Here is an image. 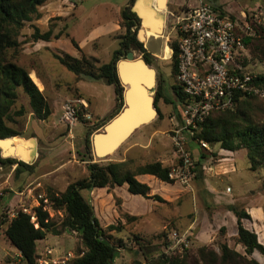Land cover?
Returning a JSON list of instances; mask_svg holds the SVG:
<instances>
[{
    "label": "rangeland",
    "instance_id": "obj_1",
    "mask_svg": "<svg viewBox=\"0 0 264 264\" xmlns=\"http://www.w3.org/2000/svg\"><path fill=\"white\" fill-rule=\"evenodd\" d=\"M131 1L48 0L40 7L42 17L32 23H27L22 29L19 37L22 46L16 62L30 72V77L33 78L34 83L50 102L52 115L45 121L39 120L31 112L28 96L21 91L20 98L13 107V112L23 106L25 114L15 116L16 123H9V126L19 130L21 134L14 137L16 141L11 138L5 142H7L6 145L16 144L17 151L15 150V153L17 152L19 157L13 158L27 160L26 155L23 154L24 151L30 152L34 157L35 147L37 155L34 161L36 163L35 169L29 172L24 168L22 174L28 175V178L24 180L20 189L32 181L37 186L34 192H40L47 196L49 188L61 193L68 184L88 176L84 148L85 136L88 131H94L100 123L108 119L116 109L115 87L102 79H92L85 74L81 76L74 74L61 64L54 54L67 53L78 58H81L82 55L89 58L95 57L98 60V63L92 62L95 66L111 61L114 52L120 47L122 37L126 34V28L122 26V18L118 12ZM137 1L133 0L131 3L133 9L136 8ZM216 3L221 9L226 10L239 20L242 18V11L249 15L258 8L264 10V0H216ZM170 4L178 5L177 10H180L183 6H195L197 0H171ZM145 8L151 9L147 7L146 0ZM152 11L153 17L149 22L150 26H145L147 37L152 34V28L155 24L159 23L157 16L161 17L160 11L154 9ZM164 13H166L165 27L163 29L161 27L160 35L154 36V39L160 43L159 51L158 48L157 50L152 48L151 51L156 52L157 57L153 56V60L150 62L157 74L155 92L158 83H160L165 97L157 103V109L162 113V117L157 116L151 123L138 128L113 155L105 159H94V161L103 163L126 161L131 168L159 161L163 166L173 168L181 164L184 155L187 154L193 164L190 168V186L178 181L166 183L158 178L159 181L154 179L150 181V195H157L158 197L153 199L131 194L127 184L111 189H93L82 192L84 197L93 205L95 215L104 228L111 224H120V231L109 233L112 234L114 242L118 245L120 241L122 243L114 264H131L135 260L145 261L141 245L146 246L153 255L163 254V246H165L170 232L173 229L180 230L177 223L172 221L174 212L180 211L188 215L196 209L201 217V213L206 212L208 206H213L211 198H206L202 202L196 200L194 182L195 178L201 174V166L198 164V151H204L209 158L212 157V149L218 151L220 144H209V149H206L201 143L195 141L193 136L183 134V151L180 152L173 141L175 129L180 122L183 103L174 93L173 86L176 78L172 71V61L166 60L165 51H163L169 40L168 37L173 40L169 31L174 24V20L167 14L168 12L165 11ZM160 22L164 24V17H161ZM251 25L255 29L256 35L252 37V43L246 45L240 57V63L247 71L264 76V61L259 58L256 59L252 54L253 49L257 48L258 44L261 46L264 44V31L261 30L262 27L264 28V20L258 24V27L252 23ZM34 27H38L41 32L52 30L53 35L61 32L62 36L49 42H35L31 38ZM143 27L141 20V24L134 31H136L138 40L147 44L146 39L143 40L140 37ZM67 34L69 37L66 36ZM72 38L77 42L78 47L73 45ZM132 48L135 50V57H143L140 50L134 46ZM163 56L165 59H162ZM120 59L124 58L121 57ZM249 99V105L256 114L255 119L264 122V99ZM67 103H73L79 108L78 122L72 128L61 120L64 106ZM101 129L95 130L93 134ZM239 151L234 162L238 172L234 173L230 179L224 178L221 185L222 189L226 191V187L230 186L233 188V193H250L251 187L259 188L260 195L258 198L264 197V167L258 171L250 170L247 150L241 149ZM213 163L214 159H211L208 165ZM22 174H19L18 178L21 179ZM235 174H243V178ZM35 178H37L36 181ZM147 178L148 176L143 175L140 176L139 180L147 181ZM36 182H40L39 188ZM31 184L29 183L27 186L35 187ZM27 186L24 188L25 190L28 188ZM14 190L17 191L18 189L5 188L0 195V226L6 227L8 225L5 210L10 206L18 208L22 202L23 198L18 201V204L16 203L17 199L14 198L12 204L8 203V196L12 197L15 193ZM248 195L250 196V194ZM24 201L26 204H30V202L31 205L33 204V200L31 201L30 198L24 197ZM47 210L50 218L58 226H61L65 218L64 212L55 210L50 202L47 205ZM129 212H133L135 215H131ZM183 220L185 221V219ZM200 222L201 219L199 218ZM2 234L3 232L1 233L2 246L6 248L4 241L6 238ZM224 241L232 249L244 253V248L237 243L236 238L228 239L226 235L221 234L220 230L218 235L210 241L209 246L219 251V246ZM46 245L53 249L52 259L58 261L60 258L71 255L68 261L70 262L76 256L78 245H81L80 233L66 231L60 235L48 234L39 250L43 251ZM9 246L15 250L11 243ZM198 247L191 246L190 249L188 248V254L195 256ZM7 256L11 261H14L13 264H25L23 260L19 261V257L16 255Z\"/></svg>",
    "mask_w": 264,
    "mask_h": 264
},
{
    "label": "trees",
    "instance_id": "obj_2",
    "mask_svg": "<svg viewBox=\"0 0 264 264\" xmlns=\"http://www.w3.org/2000/svg\"><path fill=\"white\" fill-rule=\"evenodd\" d=\"M48 0H0V136L2 138H12L21 134L19 130L9 126V123H16L15 116L25 114V108L21 106L13 112V107L20 98L21 91L29 98L31 112L39 120H47L52 115L50 102L44 96L42 90L30 77V72L16 62L18 52L22 46L19 37L22 29L27 23H32L42 17L40 7ZM122 26L126 28V34L122 37L120 47L114 52L111 61L98 66L95 57L81 58L70 54H54L55 57L69 71L81 76L85 74L92 79H102L109 85H114L117 107L115 112L100 123L95 129L102 128L112 118H114L123 108L124 87L120 83L116 65L123 56L124 51L136 47L141 53L146 52L145 44L138 40L136 31L141 24V19L132 10L131 5L121 10ZM235 19V16L232 15ZM135 28V29H136ZM264 31V28L262 29ZM61 32L53 35L52 30L41 32L38 27H34L31 38L35 42H49L52 39H59ZM69 37V35H66ZM74 46L78 47L77 42L71 39ZM253 41L252 37L245 39V44L249 45ZM174 53L172 58V71L176 75L178 63V50L176 43L173 44ZM253 56L264 61V44L253 49ZM241 57V56H240ZM146 59V58H145ZM146 61L150 63L149 60ZM258 78L264 82V76L258 74ZM175 95L183 101L182 88L178 85L173 86ZM164 98L162 86L158 83L155 94V106L158 101ZM250 99L239 101L236 109L216 112L210 115L200 128L194 132L193 139L197 142H207L210 145L219 143L220 148L238 151L247 150V157L252 171H258L264 167V122L255 119L254 110L249 105ZM169 102V101H167ZM158 116L162 113L158 109ZM94 131H88L85 140V157L87 158L88 176L67 185L61 193L48 189L47 198L55 210H62L65 218L58 226L50 218L48 210L42 207L36 208V222H32L31 216L19 212V214L6 225V236L11 244L21 253L25 264H38L40 257L38 252V241L43 240L48 234L60 235L66 231H76L80 233L84 228L83 235L80 234L81 245H78L75 257L67 264H114L119 255L118 245L112 240L111 231H120V224H111L104 228L98 217L95 215L93 205L84 197L83 191L93 189H111L127 184L131 194L142 195L146 198H156L157 195H150L151 187L139 181V175H152L166 183H174L170 178V167L163 166L159 161L131 168L126 161H109L106 163L94 161L91 150V137ZM215 155V154H214ZM202 154L199 158H205ZM105 159V158H104ZM100 160V159H99ZM0 163L14 165L15 178L23 171L32 172L35 164H28L13 157L3 158L0 149ZM200 165V159L198 161ZM229 209L236 215L238 222V233L235 237L237 243L244 248V253L232 249L225 241L220 244L219 251L209 245L198 247L195 256L188 254L190 249L170 250L169 238L163 246V254L153 255L147 250L146 246L141 245L145 261L135 260L131 264H261L253 257L254 251H259L264 256V244L259 242L258 235L242 224L243 219H251V216L244 208L229 206ZM264 210V208H263ZM129 215V214H128ZM129 217V216H128ZM37 224L38 226L36 227ZM122 227V226H121ZM222 235H226V229H220ZM72 261V262H71Z\"/></svg>",
    "mask_w": 264,
    "mask_h": 264
},
{
    "label": "built area",
    "instance_id": "obj_3",
    "mask_svg": "<svg viewBox=\"0 0 264 264\" xmlns=\"http://www.w3.org/2000/svg\"><path fill=\"white\" fill-rule=\"evenodd\" d=\"M167 14L173 18L174 24L169 31L173 40L168 37L166 43L171 55L166 60L172 61L173 44L176 43L178 63L175 84L182 88L184 94L180 122L173 137L175 145L182 152L183 134L193 136L213 113L234 110L241 100L264 99V82L258 78V74L247 71L240 63V56L246 48L245 39L256 35L251 23L258 27L264 20V10L258 8L249 15L242 11L239 20L221 9L216 0H197L193 7L183 6ZM78 112L79 108L75 104L67 103L62 122L72 128L78 122ZM200 143L209 149L207 142ZM192 166L189 156L185 154L183 162L170 169V178L188 186ZM37 185L39 188L40 184ZM36 189L37 186L28 187L20 193L23 199L18 208L10 206L5 210L8 223L19 212L30 215L35 223L36 208L47 210L48 198L43 193L34 192ZM24 197L33 200V204H26ZM168 238L170 250H183L192 246L189 231L173 229ZM52 254V249L46 247L37 263L66 264L71 257L68 255L56 261L51 258Z\"/></svg>",
    "mask_w": 264,
    "mask_h": 264
},
{
    "label": "crops",
    "instance_id": "obj_4",
    "mask_svg": "<svg viewBox=\"0 0 264 264\" xmlns=\"http://www.w3.org/2000/svg\"><path fill=\"white\" fill-rule=\"evenodd\" d=\"M132 2L133 0L131 1V3ZM131 3H127L125 7L130 6ZM170 3L171 0H167L163 8L159 7L157 9H164L166 12L176 11L178 5L175 4L171 5ZM125 7H123L122 9H124ZM112 9L114 8L112 7ZM121 10L119 11L121 12ZM120 12L118 13L120 14ZM164 12H161V17H164L163 27H165V16H166V13ZM160 34L161 31L159 35ZM145 47L148 49L147 44H145ZM82 100L85 101L84 99ZM115 110L113 111V113L115 112ZM34 151H35V156L30 162H26V163L34 164L37 155L36 147ZM239 152H240L239 150L230 151L222 148H220L218 151H214L212 149V157H209L210 158L209 159L207 156L205 158H199L202 154H206V153L204 151L203 152L198 151L199 154L198 161L200 159L201 174H199L195 178V182H194L196 200L198 202H202V200H205L206 198H211L213 206H208L207 211L201 213V217L199 216L198 210L195 209L194 212L189 213L188 215L180 211L174 212V216L172 218V221L177 223L180 230L190 232L192 239V246L209 245L210 241H212V239L218 235V232L222 227L226 229V233H227L226 236L228 237V239L235 238L238 233L237 217L229 209V206H233V205L238 206L240 208H244L246 212L251 216V219H243L242 224L244 225L245 228L251 231H255L258 235L259 242L264 244V210H263L264 197L258 198V196L260 195L259 188L256 189L251 187L250 193H242V192L233 193L232 187L227 186L226 191L223 190L221 187L224 178L230 179L234 173L238 172V169L235 167L234 162L236 161L237 154ZM3 156H2L3 158L7 157V155H3ZM11 157L14 156H12L11 154ZM211 159H214V163L212 165H208ZM16 167L17 164L9 165L6 163L5 164L0 163V195L2 194L5 188H10L12 190L18 189L17 191L14 190L15 193L14 195H12V197L10 195L8 196L9 204L13 203L14 198L17 199L16 203L18 204V201L22 199L20 193L25 191L24 188L29 183H32L33 186L36 185L34 182L31 181L27 183V185H25L24 188L20 189L24 180L28 178L27 177L28 175L26 176V174H22L21 176L23 178L21 177V179L20 178L16 179L14 175V171ZM249 169H250V164H249ZM235 175H238V177L243 178L242 176L243 174H235ZM140 176L142 177L143 175L137 176L138 180ZM146 176H148L147 181L142 180L141 182L148 184L150 187H151L150 181H153L154 179L158 180L156 177L152 175H146ZM37 178H35L34 180L36 181ZM36 183L39 184L40 182H36ZM248 194H250V196ZM129 213L131 215H135V213L133 212H129ZM199 218L201 219L200 223H199ZM183 219H185V221ZM5 230H6L5 226H0V264H13L14 261H11L7 256L11 254L16 255L17 257H19V261H22L21 253L15 247H14L15 250H12L11 246H9V243L11 242L9 241L7 236H5L6 235ZM2 232H3L2 236L6 238V240H4L6 243V248L2 246L3 244L2 243L3 238H1ZM44 241L45 239L38 241L39 254H41L46 247L50 248L46 245L44 246L43 251L39 250L40 245H42ZM9 252L11 253L9 254ZM253 257L261 264H264V256L259 251L257 250L254 251Z\"/></svg>",
    "mask_w": 264,
    "mask_h": 264
},
{
    "label": "water",
    "instance_id": "obj_5",
    "mask_svg": "<svg viewBox=\"0 0 264 264\" xmlns=\"http://www.w3.org/2000/svg\"><path fill=\"white\" fill-rule=\"evenodd\" d=\"M142 20L143 26H150L153 17L152 9L144 6L133 9ZM159 22L161 17L157 16ZM159 25L152 28L160 33ZM120 83L124 87L122 110L112 118L101 130L91 137V150L94 159H104L113 154L141 126L151 123L159 114L155 106V85L157 76L155 70L144 57H135V50L128 51L124 59L116 65ZM0 136L1 155L11 154L10 145H5ZM4 157V156H3ZM6 157V156H5ZM11 157V155H7ZM25 162H30L33 155L26 156ZM84 228L80 234L83 235Z\"/></svg>",
    "mask_w": 264,
    "mask_h": 264
},
{
    "label": "bare ground",
    "instance_id": "obj_6",
    "mask_svg": "<svg viewBox=\"0 0 264 264\" xmlns=\"http://www.w3.org/2000/svg\"><path fill=\"white\" fill-rule=\"evenodd\" d=\"M165 2H166V0H155V1L154 0H146V5H147L148 8L154 9L155 11L164 12V9H157V8H159V7L161 8V7L165 6ZM139 6H141V7L144 6L145 7V0H138L137 3L135 4V7L137 8ZM156 25H159L157 27H159V30H161V27H163L162 26L163 22H159ZM156 35H158L157 32H154V30H152V34L147 37V29H146L145 26L142 28V30L140 32V37L143 40L146 39L147 44L150 47L156 48L154 50H157V48H158V51H159V44L160 43H158L157 40L154 39V36H156ZM163 51H165V58L168 59L170 57V55H171V50H170L169 46H166V48H164ZM9 141H11V140H9ZM12 141L14 142V140H12ZM3 143H5V145H6L7 142H5V140H4ZM10 147H11L12 156L16 157L17 156V155H15L17 153V152L15 153V150L17 148L16 144L12 143V145H10ZM11 154H9V155H11ZM23 154H25L26 156H30L31 155V153L27 152V151L26 152L24 151ZM17 157H19V156H17Z\"/></svg>",
    "mask_w": 264,
    "mask_h": 264
},
{
    "label": "flooded vegetation",
    "instance_id": "obj_7",
    "mask_svg": "<svg viewBox=\"0 0 264 264\" xmlns=\"http://www.w3.org/2000/svg\"><path fill=\"white\" fill-rule=\"evenodd\" d=\"M149 47H150L149 45H148V49L145 47L146 48V52L142 53V55H143L144 58H146L147 60H149L151 62L153 60V56L157 57V53L156 52L154 53V51H151L152 47H150V49H149ZM128 51H130V50H128ZM128 51H124L123 52V56H125ZM162 59H163V57H162ZM156 76H157V74H156ZM155 94H156V92H155Z\"/></svg>",
    "mask_w": 264,
    "mask_h": 264
}]
</instances>
